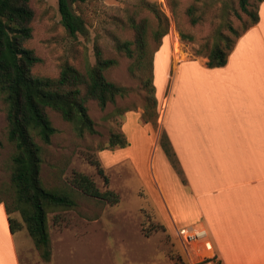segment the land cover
<instances>
[{"label":"rangeland","instance_id":"374dc122","mask_svg":"<svg viewBox=\"0 0 264 264\" xmlns=\"http://www.w3.org/2000/svg\"><path fill=\"white\" fill-rule=\"evenodd\" d=\"M27 4L33 17L29 23L30 37L24 47L39 59L31 68L33 76L56 78L64 64L84 73L94 64L93 48L96 46L103 58L115 61L103 72L106 80L128 92L124 97L115 98L114 103L103 110L93 101H87V114L95 134L83 132L77 136L71 124L61 120L55 112L45 110L55 132L48 144L33 135L39 148L40 182L46 190L67 194L74 206L46 210L50 250L46 263L40 260L23 227L18 231L20 234L15 242L19 264H185V253L176 236V231L184 225L177 224L176 231L169 227L165 209L167 200L150 173V162L153 173H158L157 179L167 199L171 188L174 186L177 191L178 180L183 183V179L177 174V180L160 148L153 149L154 140L162 130L158 119L154 129L141 121L144 74L132 65L133 59L116 52L113 43L132 41L131 23L144 24L151 56L163 49L162 60L155 71L157 99L160 100L168 83L169 72L164 67L166 53L180 61L196 60L203 57L195 52L206 55L218 35L226 36L229 41L235 40L234 33L240 34L248 24L237 0L75 2L70 9L83 21L85 33L74 37L69 36L60 24L56 0H28ZM248 4L252 10L255 0H248ZM146 5H153L167 21V32L159 46L151 40L156 20ZM189 7L197 19L195 24L189 22ZM178 32L191 37V41H181ZM156 112L159 117L157 105ZM4 113L0 95V210L6 222L4 206L11 211L13 208L10 174L14 147L7 139ZM111 133L121 134L127 145L109 149L107 138ZM97 168L101 169L106 182L97 174ZM162 171L166 174L164 179L159 175ZM72 173L86 176L100 192H113L118 198L117 204L109 206L83 195L70 185ZM10 217L22 224L17 211L11 212Z\"/></svg>","mask_w":264,"mask_h":264},{"label":"crops","instance_id":"0c3cea01","mask_svg":"<svg viewBox=\"0 0 264 264\" xmlns=\"http://www.w3.org/2000/svg\"><path fill=\"white\" fill-rule=\"evenodd\" d=\"M257 17L222 67L166 53L168 83L160 100L155 71L163 49L152 56L158 124L183 183L174 173L178 190L173 186L167 199L151 162L149 170L167 200L169 227L204 229L219 264H264V0ZM0 219V264H19L20 233H9L1 210Z\"/></svg>","mask_w":264,"mask_h":264},{"label":"trees","instance_id":"16d2710c","mask_svg":"<svg viewBox=\"0 0 264 264\" xmlns=\"http://www.w3.org/2000/svg\"><path fill=\"white\" fill-rule=\"evenodd\" d=\"M86 0H56V8L61 26L69 36L84 35L83 21L75 15L70 5ZM263 0H255V6L249 10L248 0H237L239 10L246 15L248 24L242 32L234 33L235 40L248 28L257 23V7ZM28 0H0V95L4 104V116L7 125V139L13 144L14 153L11 158L13 168L10 174V184L13 189L12 211L4 206L7 216V226L10 234L20 231L23 227L32 242L34 249L42 262H47L50 256L49 236L46 225V210L48 208H72L73 200L65 193L53 192L42 187L40 173L39 148L34 143L33 135L44 144L49 143L50 136L55 132L45 110L55 112L61 120L72 125L77 136L83 132L95 134L86 103L93 101L98 109L113 104L115 98L124 97L128 90L106 80L104 70L113 66L115 61L103 58L99 49L93 48L94 64L84 73L77 71L68 64L61 66L56 78L36 77L31 74V68L39 62L33 52L24 47L30 37L29 23L33 13L28 6ZM156 20V27L151 32V40L160 45V39L167 32V21L153 5H146ZM189 7L190 24L197 23ZM132 41H115L113 49L128 59H133L132 65L144 74L141 86L145 89L142 105L141 121L157 126L156 99L152 83V56L150 54L143 23L133 24ZM232 31L231 28H228ZM233 32V31H232ZM181 41H191V37L178 32ZM235 40L229 41L226 36L218 35L206 55L200 51L197 56L206 59V68L222 67L230 53ZM132 47V48H131ZM157 146L166 161L176 174H181L175 154L168 141L166 133L160 130ZM127 145L125 138L118 133H111L107 138V147L123 148ZM97 167V164L94 163ZM97 174L104 181L102 171L97 168ZM70 185L83 195L115 205L117 196L107 190L100 192L84 175L72 173ZM17 211L21 223L10 217ZM147 234V233H146Z\"/></svg>","mask_w":264,"mask_h":264},{"label":"built area","instance_id":"2783aa9c","mask_svg":"<svg viewBox=\"0 0 264 264\" xmlns=\"http://www.w3.org/2000/svg\"><path fill=\"white\" fill-rule=\"evenodd\" d=\"M176 236L184 250L186 264H219L204 229L181 228Z\"/></svg>","mask_w":264,"mask_h":264}]
</instances>
